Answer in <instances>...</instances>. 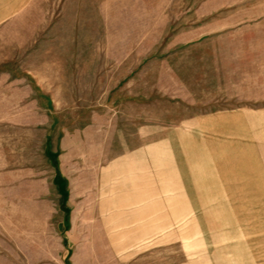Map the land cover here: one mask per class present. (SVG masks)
Instances as JSON below:
<instances>
[{
  "label": "rangeland",
  "instance_id": "obj_1",
  "mask_svg": "<svg viewBox=\"0 0 264 264\" xmlns=\"http://www.w3.org/2000/svg\"><path fill=\"white\" fill-rule=\"evenodd\" d=\"M242 42L264 46V0H32L0 23L3 249L15 243L24 264L263 257L264 194L247 183L227 184L230 198L220 199L224 192H202V176L194 177L195 196L210 199L196 198L188 213L180 201L172 216L165 200L163 216L109 217L99 214L90 192L98 180L93 171L107 159L224 106L217 102L219 85ZM50 146L60 149L69 180L64 206L53 184L54 159L45 153ZM139 178H131L130 191L137 192ZM77 180L87 189L77 191ZM122 180L117 176L116 185Z\"/></svg>",
  "mask_w": 264,
  "mask_h": 264
},
{
  "label": "crops",
  "instance_id": "obj_2",
  "mask_svg": "<svg viewBox=\"0 0 264 264\" xmlns=\"http://www.w3.org/2000/svg\"><path fill=\"white\" fill-rule=\"evenodd\" d=\"M30 2L32 0H0V23L21 12ZM237 34L242 40L260 39L248 33ZM236 49L239 54L227 65L226 83L219 85L217 102L224 106L161 129L155 137L142 139L138 145L124 149L117 158L112 156L93 171L92 175L96 174L98 180L91 184L90 192L91 198L98 200L99 214L163 216L165 200L170 216L179 214L180 201L182 211L194 212L196 198L211 197L195 196L194 177L200 176L202 180L198 184L202 183V192L208 194L215 190L225 194L227 184L238 183H247L254 192L264 194L260 189L264 184V46L242 42ZM31 83L35 90V84ZM39 95L49 100L47 95ZM51 147H47L45 153L49 159H54L53 184L64 206L66 200H70L69 180L62 173L60 149ZM232 168L239 175L230 176ZM137 174L139 186H131L137 189L135 193L130 191V184L136 183L131 178ZM119 175L123 176L122 186L116 185ZM164 177L168 182H164ZM76 184L77 191L87 189L82 180H77ZM219 198L229 199L230 196L225 194ZM78 200L76 196V209ZM152 221L157 227L158 223ZM162 225L161 220L158 226ZM103 226L111 227L109 224ZM11 248L10 251L3 249L0 236V264L28 262L19 259L24 257L15 249L18 248L15 243ZM220 260L217 264H264V256H222Z\"/></svg>",
  "mask_w": 264,
  "mask_h": 264
}]
</instances>
